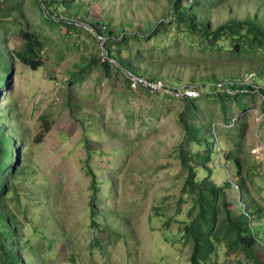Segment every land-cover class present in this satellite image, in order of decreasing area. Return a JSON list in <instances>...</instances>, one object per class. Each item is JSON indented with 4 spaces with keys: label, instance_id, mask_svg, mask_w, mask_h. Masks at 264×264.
Instances as JSON below:
<instances>
[{
    "label": "rangeland",
    "instance_id": "1",
    "mask_svg": "<svg viewBox=\"0 0 264 264\" xmlns=\"http://www.w3.org/2000/svg\"><path fill=\"white\" fill-rule=\"evenodd\" d=\"M20 1L46 41L43 67L34 71L13 61L9 86L0 89L1 122L25 141L22 157L13 163H19L15 174L23 165L25 171L13 181L11 173L5 172L6 180L12 183L6 204L22 224V240L28 247L23 252L25 260L31 264H191V246L178 241L191 209L189 199L181 202L187 173L181 168L178 149L186 131L178 115L184 105L179 99L150 95L143 87L132 91L125 72L111 69L108 79L101 66L90 62L95 56L102 64L110 61L118 65V61L110 60L104 48L106 40L98 37L91 24L96 30L110 27L119 37H125L122 32L149 36L155 25L170 16L171 3L77 0L82 6L79 15L88 22L81 23L84 29L78 27L70 35L61 27L42 22L36 0H16ZM255 5L249 0H234L220 8L219 14L212 13L213 21L218 24L228 19L231 6L233 15L243 18ZM14 17L26 24L20 9L0 24V32L9 39L8 51L20 50L24 43L13 37L20 32ZM164 31L150 43L131 42L129 49L116 48L113 56L133 60L140 75L161 81L159 89H170V84L177 82L195 87L202 80L214 78L221 82L244 78L256 89L264 87V76L257 71L263 57L217 56L190 47L173 26ZM254 76L258 77L256 81ZM208 84L212 87L215 83ZM144 85L149 87L147 82ZM174 86L175 91L186 87ZM185 91L199 96L196 89ZM250 94L238 96L241 102L255 98L245 112L238 107V100L226 103L231 107L228 118L233 116L227 125L223 124V103L202 100L197 109L199 123L213 122L218 138L227 146L212 168L219 185L230 180L233 183L229 192L234 215L240 195L236 184L241 180L226 160L230 153L244 162L242 175L251 200L264 207V98L259 92ZM240 120L245 121L247 129L243 140L233 133L235 127L240 128ZM48 127L50 131L40 142ZM192 148L199 149L195 145ZM91 168L101 181L97 203L113 213L111 218L97 216L104 230L93 226ZM114 233L118 235L113 237ZM171 236L175 243L168 241ZM256 256L264 259L259 249ZM244 263L245 259L239 263L235 256L230 260L222 256L221 264Z\"/></svg>",
    "mask_w": 264,
    "mask_h": 264
},
{
    "label": "trees",
    "instance_id": "2",
    "mask_svg": "<svg viewBox=\"0 0 264 264\" xmlns=\"http://www.w3.org/2000/svg\"><path fill=\"white\" fill-rule=\"evenodd\" d=\"M232 1L234 0H169L171 3L169 20L168 18L163 19L155 25L149 36H144L141 33L122 32L125 37H119L110 30V27H107V31L104 32L96 30L95 26L91 24V29L106 40L104 48L110 60L118 61V65L110 61L102 64L95 56L90 62L101 66L108 79L111 77V69H114L119 74L125 72L128 75L130 73L153 85H158L161 83L160 80L152 77L148 79L145 75H140L138 72L140 69L136 67L133 60L118 58L113 54L116 48L120 49L123 46L131 48V42L141 45L150 43L154 38L164 35L166 32L164 30H167L169 26L175 27L178 35L184 36L190 47H198L201 51L214 52L217 56L225 54L235 59L245 55H259L264 58V0H249L256 5L243 18L233 15L231 6L230 17L215 24L212 13L219 14V9L229 5ZM9 4L11 5L9 6ZM35 4L40 9L42 22L61 27L65 34H75L78 27L84 29L81 23L88 22L85 17L79 15L82 6L77 0H36ZM42 5L45 7L43 8ZM62 6L64 10L60 11ZM17 9L24 13L26 24L23 20L14 17L13 21L19 24L20 32L13 37L21 38L24 43L20 50L8 51L9 39L6 37V33L0 32V89L9 86L13 61L17 60L34 71L44 65L42 52L46 47V41L36 29L32 18L26 12L27 10L23 11V1L0 0V24L7 17L13 16ZM67 9H70V12H66ZM86 31L93 36L90 29ZM137 53H140V50ZM257 71L264 76V63ZM252 79L256 81L258 77L254 76ZM244 80L243 78V80L233 79L221 82L214 78L202 80L204 81L201 82L202 85L195 84V87L193 84H185V82L174 84L186 85L182 91H175L174 88L177 86L173 84H170V86L172 85L170 89L152 90L143 87L150 95L161 96L160 94H162L167 99H179L184 105V111L178 115L180 125L184 126L186 131L185 141L180 144L178 149L181 168L187 173V179L181 189V202L184 203L186 198L189 199L191 209L189 222L181 228V238L178 241H184L186 245L191 246V264H221L223 255L229 260L235 256L239 263L245 259L246 263L244 264H264V259L261 260L256 256L258 249L264 253V207L258 206L251 200L247 181L242 175L244 162L238 155L230 153L226 160L229 159L228 162L232 165V170L238 172L241 180L240 184H236L237 189L240 190L237 202L238 210L235 215L233 214L230 209L231 196L229 192L233 188V183L230 180L226 185H219L214 179L212 168L214 161L219 157V154L222 156V151L226 150L227 146L224 141L218 138L217 131L213 128L214 123L211 122L210 125L199 123V114L197 113L202 100L207 102L215 99L223 103L222 111L226 115L223 124H230L233 116L228 118V111L231 107H227V102H237L236 100H238V107L245 112L249 103H255V98H251L250 102H241L238 96L247 97L250 93L259 92L264 98V87L256 89L254 84H246L247 82ZM126 82L129 88L135 91L133 82L128 76ZM210 82L215 84L210 87L208 84ZM192 89L198 91V97L186 94L185 90ZM2 115L5 117L4 113ZM5 119L8 120L7 117ZM235 123L236 120H234V125ZM240 125L239 129L233 127V133L236 138L243 140L247 130L245 121L240 120ZM218 128L222 127L218 126ZM50 129L48 127L46 132L41 135L40 142H43L42 139L46 137ZM225 129L227 130L228 127ZM14 134V131L8 129L6 124L1 122L0 117V262L2 264H31L28 259V262L25 260L23 255L24 250L28 247L22 240V224L15 220L6 204V197L12 188V183L9 184V181L6 180L5 172L11 173L10 180L13 181L17 175L25 171L23 165L15 174L19 163L15 165L13 163L22 157L24 150H21V146L25 141L20 140ZM193 145L199 149L194 151ZM218 148L219 151H217ZM89 171L88 174L92 176L91 188L94 192L93 226L104 230L97 216L103 214L107 218H111L113 213L109 208L102 209L98 205L97 198L102 190L101 181L94 169L91 168ZM112 183H115L114 180ZM114 235L118 234L114 233L113 237ZM168 241L175 243L176 240L174 236H171L168 237Z\"/></svg>",
    "mask_w": 264,
    "mask_h": 264
},
{
    "label": "built area",
    "instance_id": "3",
    "mask_svg": "<svg viewBox=\"0 0 264 264\" xmlns=\"http://www.w3.org/2000/svg\"><path fill=\"white\" fill-rule=\"evenodd\" d=\"M106 30H107V27L104 26L103 31H106ZM98 37L99 38H102L101 36H98ZM128 78L131 79V81L133 82V87L134 88H137V87H146V88H151L152 90L159 89V86L158 85H153L149 81H146L144 79L137 78V77H135L134 75H132L130 73L128 74ZM146 82L148 83L149 87H147V86L144 85ZM155 86H157V87H155Z\"/></svg>",
    "mask_w": 264,
    "mask_h": 264
}]
</instances>
